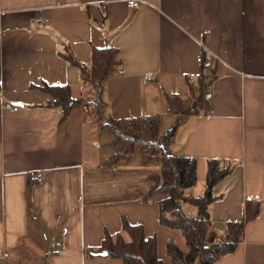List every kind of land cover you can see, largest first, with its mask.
Wrapping results in <instances>:
<instances>
[{"label": "crops", "instance_id": "crops-1", "mask_svg": "<svg viewBox=\"0 0 264 264\" xmlns=\"http://www.w3.org/2000/svg\"><path fill=\"white\" fill-rule=\"evenodd\" d=\"M140 1L134 10L128 0H0V264H123L85 251L99 249L106 233L128 240L124 219L157 239L164 264H174L168 243L185 251L180 232L160 224L164 196L143 200L151 188L140 187L147 175L135 158L110 165L120 150L113 134L93 124L85 106L66 120L46 107L43 86H69L75 100L91 90L63 57L67 48L90 66L93 48L108 46L119 50L122 71L96 93L106 114L159 115L163 134L176 120L168 96H185L202 52L212 55L207 100L184 119L171 150L197 160L189 195L204 193L209 162L228 173L215 184L214 229L243 220L248 199L261 200L243 242L216 264H264V0ZM31 171L44 182L30 183Z\"/></svg>", "mask_w": 264, "mask_h": 264}, {"label": "trees", "instance_id": "trees-1", "mask_svg": "<svg viewBox=\"0 0 264 264\" xmlns=\"http://www.w3.org/2000/svg\"><path fill=\"white\" fill-rule=\"evenodd\" d=\"M202 53L201 70L196 82H189V92L183 97L168 96L167 111L176 120L165 134L161 132L159 115L118 121L106 114V103L97 94L104 82L122 71L121 55L115 47L93 48L90 66L81 63L70 49H66L63 57L81 71L84 85L91 87L80 99L71 97L69 86L41 88L51 95L46 107L61 109L63 120L74 109L85 106L90 121L101 124V129L113 134L111 145L120 150L112 157L110 165L132 159L138 149L144 165L160 164L158 172L149 176L151 189L142 197L148 202L156 195L164 196L158 203L160 224L180 232L187 248L183 251L174 242L167 244V255L174 264H216L238 249L244 240L246 224L260 216L261 200L248 199L243 220L227 223L222 229L225 234H220V230L213 228L210 208L218 199L214 194L215 184L228 173L221 170L218 161L209 162L204 193L196 197L189 195L198 183L197 160L172 154V140L179 126L185 118L200 113L216 79L215 67H205L208 53ZM186 207L193 209L194 214L187 213ZM122 231L129 236L128 240L122 234L111 236L106 233L99 249H86V258L103 256L120 259L123 264H164L158 255L157 239L148 237L144 227L131 225L124 219Z\"/></svg>", "mask_w": 264, "mask_h": 264}, {"label": "built area", "instance_id": "built-area-1", "mask_svg": "<svg viewBox=\"0 0 264 264\" xmlns=\"http://www.w3.org/2000/svg\"><path fill=\"white\" fill-rule=\"evenodd\" d=\"M140 0H128V7L130 9H134L136 10L139 6H140ZM102 10L105 11L107 9V6L105 4H103L101 6ZM211 60H212V55H208V58H207V61L205 63V67L209 68V66L211 65ZM152 79L151 76H147L145 77V81H150ZM9 109V110H12V111H18L19 108L18 107H14L10 104H6L5 105V109ZM28 176H29V182L32 183V184H42L44 182V177L43 175L40 173V172H37V171H31L28 173ZM220 234H225V231L224 230H221L220 231Z\"/></svg>", "mask_w": 264, "mask_h": 264}, {"label": "rangeland", "instance_id": "rangeland-1", "mask_svg": "<svg viewBox=\"0 0 264 264\" xmlns=\"http://www.w3.org/2000/svg\"><path fill=\"white\" fill-rule=\"evenodd\" d=\"M97 98V97H96ZM95 98V99H96ZM94 99V100H95ZM163 134V133H162ZM108 135V134H107ZM110 136V135H108ZM135 159H134V162H136V168L141 170V169H144V173H146L147 175V179H145V182L141 184L140 187H142L143 189H150L151 188V185H152V182H150L148 180V176L151 175V174H156L159 170V164L155 163L154 165H145L143 166V164H140L138 165L137 161H139V159L141 158V153L139 152V149L136 151L135 155L133 156ZM142 174V173H141ZM141 179H142V176H141ZM141 181V180H140ZM139 181V182H140ZM186 212L189 213V214H194L193 213V209H190L188 207H186ZM183 244V243H182ZM185 251L187 250L186 246L184 247Z\"/></svg>", "mask_w": 264, "mask_h": 264}]
</instances>
